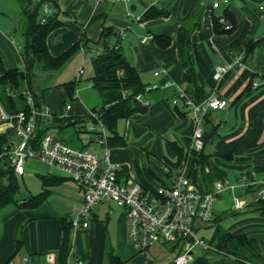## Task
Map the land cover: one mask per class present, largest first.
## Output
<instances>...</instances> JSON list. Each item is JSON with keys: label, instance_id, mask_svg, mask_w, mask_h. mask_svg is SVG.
Wrapping results in <instances>:
<instances>
[{"label": "crops", "instance_id": "0c3cea01", "mask_svg": "<svg viewBox=\"0 0 264 264\" xmlns=\"http://www.w3.org/2000/svg\"><path fill=\"white\" fill-rule=\"evenodd\" d=\"M34 2L37 0H0V72L1 66L24 68L22 11ZM211 2L107 0L95 4L93 0H59V18L63 24L47 37L49 53L58 56L73 44L82 42L78 52L61 70L53 73L54 84L43 91L42 106L50 111L48 122L52 127L49 130L54 133L58 131L54 118L83 117L100 103L90 106L85 100V96L92 99L99 96L88 84L89 78L87 85L80 88L84 70L77 84L78 98L74 100L67 98L65 87L57 83L55 75L71 62L74 66L82 62V68L88 57L91 62L103 50V29L112 27L114 34L108 38L109 44L118 45L143 84L159 86L147 93L150 104L144 112L125 119L126 131L120 133L125 143L108 147V156L118 165L120 183L143 182L146 179L143 172L148 170L153 173L156 185L145 189H154L171 185L180 169H184L185 174L188 172L184 158L177 166L173 164L177 158L169 145L170 141L174 142L183 156H188L194 144V122L189 109L183 104L176 108L171 102L176 87L193 94L198 101L210 96L224 99L226 106L209 110L202 123V130L209 133L204 147L209 155V176L206 180L198 177L196 181L190 176L187 178L192 188L200 190L211 191L215 182L235 187L225 188L218 194L211 223H200L197 232L206 239L201 232L218 225L232 234L244 233L257 243L264 263V198L258 192L264 190V0H227L226 3L220 0L215 8ZM152 6L167 13L142 19ZM197 10L201 11L197 17L199 26L189 36L192 63L184 64L178 55L177 33L181 26L191 25ZM215 18L218 19L217 32ZM227 25L232 29L223 30ZM155 35L168 37L169 44L158 46L153 40ZM147 36L149 38L142 41ZM20 41L24 43L23 51ZM217 67L226 68L219 78L214 76ZM155 71L161 72L154 75ZM38 77L45 79V74ZM164 81L169 86H161ZM67 100H70L69 109L65 107ZM16 141L12 128L0 130L2 180H5L9 158L1 153ZM77 143L76 147L80 148L78 140ZM93 149L101 154L98 146L93 145ZM24 167L22 175L14 171L19 182V202L44 188L47 193L37 206H12L0 211V264H60L58 256L64 236L70 241L64 264H75L76 260L80 264H109L108 254L117 256L122 264L172 262L174 250L167 246L155 244L142 250L134 247L126 211L113 201L95 204L89 224L73 228L71 219L82 205L84 189L38 159H27ZM242 176L246 177L245 184L236 185ZM41 177L49 178L46 186ZM235 197L239 199L238 207L234 204ZM154 246L156 249L152 248ZM162 246L168 249V254L158 251Z\"/></svg>", "mask_w": 264, "mask_h": 264}, {"label": "trees", "instance_id": "16d2710c", "mask_svg": "<svg viewBox=\"0 0 264 264\" xmlns=\"http://www.w3.org/2000/svg\"><path fill=\"white\" fill-rule=\"evenodd\" d=\"M43 5L44 7H42ZM45 7H47V10H45ZM22 13L25 19L23 31L25 42L24 68H4L1 66L0 72V101L10 113L29 111L25 89L33 96L36 108H41L43 91L54 84L51 80L53 73L61 70L66 62L78 52L82 42L73 44L58 56H52L49 53L46 42L47 37L63 24V21L59 18L61 13L59 0H37L30 7L25 6ZM166 13V11L158 10L152 6L144 12L142 19L147 20ZM200 15L201 11L197 10L193 14L194 20H192L191 25L181 26L177 33L178 55L184 64L192 63L189 36L191 31L199 26V18L197 17H200ZM227 17L231 19L229 15ZM232 27L223 30L229 31ZM217 29L218 19L215 18L214 30L217 32ZM113 34L112 27L103 29L101 34L103 50L91 60L93 74L89 79L92 82V88L100 98V103L92 107L91 111L97 112L99 121L106 129L107 147L122 146L125 143L123 135L117 130V124L120 119H127L134 113L144 112L147 108L141 105L134 97V95L143 92L146 85L142 83L135 67L128 62L122 51L119 48L114 49L112 47L113 44H109L108 38ZM153 40L160 47H166L169 44V38L164 35H155ZM84 42L85 40H83ZM31 60L33 61L32 67L30 66ZM40 74H45V81H51L40 85L38 79ZM61 85L65 87L67 98L71 99L75 89V79ZM189 95L194 102H200L195 99L196 97L193 94ZM179 104H183V102L178 101L173 105L177 108ZM206 115L202 123L205 121ZM54 120L57 123V130H62L66 127L74 128L79 145H81L80 148H87L89 143L82 145L78 138V133L81 131L80 127H83L82 123L86 120L96 123V119L88 114L83 117H62L54 118ZM51 127L48 118H38L33 140H39ZM208 137L209 133L207 130H202V148L198 151L192 149L188 156H183L182 150L177 144L172 141L169 142L177 158L173 164L177 166L183 158L184 161L187 160L188 172L185 175L190 176L192 181H196L198 177L206 180L209 176L207 170L209 155L204 152ZM93 145L95 146L96 144L93 143ZM143 173L146 179H142L143 182L141 181L140 184L144 188L156 185L152 172L146 170ZM4 177L5 180L0 179V211L12 206L34 207L40 204L46 196L47 190L44 188L42 192L30 195L19 202V182L10 160L7 162ZM41 180L44 186L49 182L48 177H41ZM194 189L200 192L210 191ZM213 229L212 236L209 239H205L213 248L202 250V253L194 258L193 264H264L257 243L244 233L232 234L218 225H214ZM19 243L20 241L18 240L17 246ZM69 247V238L64 236L59 249L58 261L60 264H64ZM108 263L122 264V261L117 256L108 254Z\"/></svg>", "mask_w": 264, "mask_h": 264}, {"label": "built area", "instance_id": "2783aa9c", "mask_svg": "<svg viewBox=\"0 0 264 264\" xmlns=\"http://www.w3.org/2000/svg\"><path fill=\"white\" fill-rule=\"evenodd\" d=\"M104 1L107 0H93L95 4ZM219 2L220 0H212V7H218ZM226 28L230 26L227 25ZM148 38L144 37L142 41ZM112 47L118 49L117 44ZM225 70V67H217L214 76L219 78ZM160 72L155 71L154 75H159ZM82 73L83 68L79 67L74 78L72 100L78 98L77 84ZM88 84L92 86L90 80ZM158 86L157 83L146 85L143 92L134 95L135 99L147 107L150 104L147 93ZM161 86H169V83L164 81ZM178 101H182L189 108L194 122L192 149L198 151L202 148L204 116L209 110L223 109L226 101L210 96L196 103L181 87H176L171 102L176 104ZM26 103L29 106L28 112L10 113L0 101V130L10 127L17 138V141L7 145L1 154L9 158L14 171L19 175L24 173L25 161L34 158L53 167L84 189L82 205L71 219L73 228L86 227L89 224L95 204L103 200L113 201L125 209L129 235L137 249H146L155 244L164 245L174 250V264H190L193 261L194 248H213L198 234L197 229L200 223L211 220L218 194L225 188L232 190L235 185L215 182L211 191L200 192L190 186L184 169L176 173L173 183L169 186L159 185L154 189H145L138 182L122 184L117 178L118 165L108 156L107 132L99 121L97 112L90 111L89 115L97 120L99 127H90L87 132L92 134L91 142L99 147L101 154L94 149L70 146L57 139L51 130L44 133L39 140H33L38 118H50L51 114L47 106L36 108L29 91L26 92ZM65 107L69 109L70 103ZM245 181L246 177L242 176L236 185H243ZM258 192L264 198V190ZM234 204L235 207L239 206L237 197L234 198ZM49 259H52L51 255ZM75 264H80V261L76 260Z\"/></svg>", "mask_w": 264, "mask_h": 264}, {"label": "rangeland", "instance_id": "374dc122", "mask_svg": "<svg viewBox=\"0 0 264 264\" xmlns=\"http://www.w3.org/2000/svg\"><path fill=\"white\" fill-rule=\"evenodd\" d=\"M19 47L22 49V51L24 50L23 46H24V43L23 42H19ZM81 63L80 62L79 64H77L76 66H74V64L71 62L69 65H67V67H65L62 72H58V74L55 75L57 79V83L58 84H63L65 82H68L70 80H72L74 78L73 74H76L79 67L81 66ZM83 70H84V77H83V82L82 84L80 85V88H84L87 84L85 82H87V79L91 78L92 74H93V70H92V65H91V62H90V57H88L87 59V62L84 64L83 66ZM39 79V78H38ZM53 81V79H51ZM51 80H47L45 81V79H42V80H39V83L40 85L42 83H46L48 81H51ZM93 92V91H91ZM81 98L84 97L83 93L80 95ZM85 100L86 102L92 106V105H95L96 103H99V98H97L95 96V99H92L91 96H85ZM70 100H67V103H69ZM50 123V122H49ZM52 123V122H51ZM83 127H80L81 128V131L78 133V138L80 140V142H82L83 144H87L89 143V145H91V149H93V143L89 142L91 140V133L87 132V130L90 128V127H95V128H98V124L97 123H93L91 122L90 120H86L84 123H82ZM75 129L72 128V127H66L62 130H58V131H55L54 130V135L57 139L65 142L66 144L70 145V146H78V143H77V135H76V132L74 131ZM117 130L119 133L123 134L125 131H126V121L125 119H120L118 121V124H117ZM114 206H116L114 204ZM213 232V229L212 228H209V229H205L201 232V235L204 236L206 239H209L211 237V234ZM158 247V246H157ZM153 249H156L155 246L152 247ZM160 250L158 251H161V252H165V253H169L168 249L166 247H160L159 248ZM202 253L201 249L199 248H196L195 251H194V255H193V258H195L196 256L200 255ZM172 255H174V253L171 252Z\"/></svg>", "mask_w": 264, "mask_h": 264}, {"label": "water", "instance_id": "95a60500", "mask_svg": "<svg viewBox=\"0 0 264 264\" xmlns=\"http://www.w3.org/2000/svg\"><path fill=\"white\" fill-rule=\"evenodd\" d=\"M32 65H33V61L31 60L30 61V66L32 67ZM170 264H174V262L172 261Z\"/></svg>", "mask_w": 264, "mask_h": 264}]
</instances>
